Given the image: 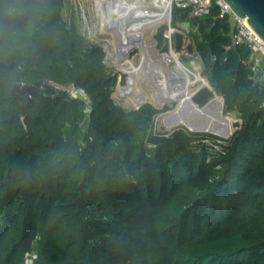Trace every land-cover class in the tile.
I'll return each mask as SVG.
<instances>
[{"label": "trees", "instance_id": "1", "mask_svg": "<svg viewBox=\"0 0 264 264\" xmlns=\"http://www.w3.org/2000/svg\"><path fill=\"white\" fill-rule=\"evenodd\" d=\"M65 4L0 0V264H264V80L228 16L215 0L170 15L240 119L221 137L115 103L104 49ZM40 79L88 101L46 84L22 120L12 86Z\"/></svg>", "mask_w": 264, "mask_h": 264}, {"label": "rangeland", "instance_id": "2", "mask_svg": "<svg viewBox=\"0 0 264 264\" xmlns=\"http://www.w3.org/2000/svg\"><path fill=\"white\" fill-rule=\"evenodd\" d=\"M167 1L169 2L167 15L157 22L146 25L143 32L142 45L129 47L124 51L119 50L118 40L122 35L127 33L128 24L123 19L118 20L120 14L117 12L114 14L107 13V8H102L100 6L102 0H66L63 9L64 17L70 18L73 16L78 21L81 31L88 37L89 41L102 46L104 49L105 63L118 79L112 93L115 103L126 109L137 108L144 102H150L158 108L165 105L171 107L158 114L155 118L154 126L156 131H167L176 126L186 125L182 124L179 119L175 117L171 120L169 119L174 116L179 102L185 97V94L188 93V95H191L203 85L211 87L210 82L204 75L203 64L199 55L193 50L189 52L186 49L185 44L189 42V39L187 38L185 29H189V27L185 22H181L176 27L172 26L182 31L185 37L183 50L175 54L178 61L190 71L189 76L191 83L188 85L187 93L185 94L181 93L175 95V93H170L169 85L175 81L174 73H183L178 69L174 60L168 62L164 60L163 56L155 48L154 39L152 37L159 23L167 21L170 24L172 3L170 0ZM143 2L149 10H160L159 7L152 4V0H143ZM104 9L107 11L106 13ZM171 45L173 49V35L171 36ZM131 65L138 67L137 71L132 74L127 72ZM195 75H198V78H196ZM130 78L133 81L130 85L131 90H124V88L129 85ZM120 79H122V81H120ZM67 87L69 88V86ZM139 97H142V99L137 103L136 100ZM215 105L217 106L218 112V121H216V123H226L232 133L234 129L231 127V124L234 121H240V119L234 112L228 114L223 113L222 98L217 94L215 99L208 103L203 109L206 110L209 107L213 108ZM194 108L195 107L191 109L194 110ZM203 109L200 111V116L194 118L195 123L201 120ZM195 129L196 130L193 131L199 129L198 131H206L215 134L212 131L205 130V128L195 127ZM222 129L226 130L225 127H222Z\"/></svg>", "mask_w": 264, "mask_h": 264}, {"label": "bare ground", "instance_id": "3", "mask_svg": "<svg viewBox=\"0 0 264 264\" xmlns=\"http://www.w3.org/2000/svg\"><path fill=\"white\" fill-rule=\"evenodd\" d=\"M152 4L156 7H159V11H152L149 10L143 0H102L100 6L102 8H107L108 12L105 13H118L120 17L118 20L123 19L128 24L127 33L122 35L121 38L118 40V48L120 51H124L129 47H133L136 45H142V38L143 32L146 28V25L149 23H154L159 21L160 19L164 18L167 14V8L169 2L167 0H152ZM117 14V15H118ZM166 62L168 61H175L177 64L178 69L183 73L175 72L174 83H170L169 91L170 93L181 94L187 93V87L191 83L189 73L190 71L187 70L179 61L178 58L172 49V45L170 43L169 50L166 53L161 54ZM138 67L131 65L128 73H133L137 71ZM198 78V75H195ZM132 79H129V85L124 88V90H131L130 85L132 84ZM185 97L179 102L178 108L174 114V116L170 117L169 119H173L174 117L179 119L182 124H186L190 128L195 129L197 128H205V130H209L214 132L217 135L225 136L228 132L222 128H218L215 125L218 121V112L217 106L215 105L213 108H207L206 110L203 109V114L201 115V120L198 122H194L193 118H197L193 113V110L189 108V105H185V98H189L190 95L185 94ZM142 97L137 98L136 102H140ZM187 119H186V117ZM225 122V121H224ZM224 124V123H223ZM226 124V123H225Z\"/></svg>", "mask_w": 264, "mask_h": 264}, {"label": "water", "instance_id": "4", "mask_svg": "<svg viewBox=\"0 0 264 264\" xmlns=\"http://www.w3.org/2000/svg\"><path fill=\"white\" fill-rule=\"evenodd\" d=\"M226 2L231 10L238 16L243 18L249 26L261 37L264 41V0H223ZM169 28V22L164 21L156 26V29L152 35L155 43V48L162 54L169 50L171 40L165 31ZM173 44L174 52H180L183 50V43L185 40L184 33L182 31L173 32ZM186 49L191 52L193 50L191 43L185 44ZM46 84L67 89L68 87L58 86L52 82L46 80H37L33 84H23L19 81L15 82L12 86L11 92L13 96L20 102L21 105V119H24L26 113V106L32 100L33 96ZM216 97L215 85L207 86L203 85L195 92H193L189 98H185V105H189V108H194L193 113L196 116H200V111L205 108L208 103L213 101ZM194 119V118H193ZM226 119V118H224ZM195 121V120H194ZM189 130H194L187 125H184ZM218 128L225 127L228 132L227 135L221 137H227L231 135V131L227 124L218 122L216 125ZM231 127L235 130L240 127V121H234ZM199 129H197L198 131Z\"/></svg>", "mask_w": 264, "mask_h": 264}, {"label": "built area", "instance_id": "5", "mask_svg": "<svg viewBox=\"0 0 264 264\" xmlns=\"http://www.w3.org/2000/svg\"><path fill=\"white\" fill-rule=\"evenodd\" d=\"M176 6L181 8H190V14L200 16L208 13L212 0H170ZM220 6V16L227 15L232 23L233 30L231 40L233 45L243 44L250 50V68L253 76L257 79L264 80V41L249 26V24L241 17H238L223 0H215ZM186 28V27H185ZM177 28L169 24V28L165 31L171 40V36ZM186 32L188 29H185ZM180 31V30H178ZM71 96L80 97L86 101L87 95L82 88L70 86L67 89ZM88 109V108H87Z\"/></svg>", "mask_w": 264, "mask_h": 264}]
</instances>
